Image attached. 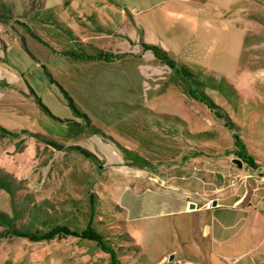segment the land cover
<instances>
[{
  "label": "rangeland",
  "instance_id": "1",
  "mask_svg": "<svg viewBox=\"0 0 264 264\" xmlns=\"http://www.w3.org/2000/svg\"><path fill=\"white\" fill-rule=\"evenodd\" d=\"M262 139L264 0H0V264H153L180 216L150 194L238 179L233 158L264 174ZM56 224L90 225L115 262L95 240L26 236Z\"/></svg>",
  "mask_w": 264,
  "mask_h": 264
},
{
  "label": "crops",
  "instance_id": "2",
  "mask_svg": "<svg viewBox=\"0 0 264 264\" xmlns=\"http://www.w3.org/2000/svg\"><path fill=\"white\" fill-rule=\"evenodd\" d=\"M254 160L264 164V157L254 156ZM243 166L244 163L242 167H233L236 168L233 173L241 172V176H236L238 179L232 178L229 167L220 176L199 175L200 183L194 176L191 184L199 188L205 185L202 191L187 188L176 194L160 188V198L157 197L160 203L150 194L153 197L149 196L153 201L150 207L157 209L154 214L180 216L174 219V237L179 236L172 241L176 248L167 249L153 264H264V174L258 167ZM213 199L217 202L213 207L202 206ZM126 201L132 205L133 197L127 194ZM190 203L193 208H189ZM192 213L201 214L200 218L196 220ZM191 221V234L181 236L184 222ZM171 252L174 259L169 261L166 257Z\"/></svg>",
  "mask_w": 264,
  "mask_h": 264
},
{
  "label": "trees",
  "instance_id": "3",
  "mask_svg": "<svg viewBox=\"0 0 264 264\" xmlns=\"http://www.w3.org/2000/svg\"><path fill=\"white\" fill-rule=\"evenodd\" d=\"M143 46L146 49H150L153 52L155 57L163 60L165 63L169 64L170 66L174 65V59L170 58L167 55L166 51L162 47H160L159 45L144 43ZM181 70H182L183 76H185V78H186V81L189 82L190 78H189L188 73L190 74V72L187 69H181ZM192 79L194 80V82L196 84L200 83L197 79H194V78H192ZM190 95L204 101L211 108L215 109V111L218 115L228 119L226 114L221 113L217 109L218 106L210 98H208L206 95H202L200 97V96L193 94V92ZM233 136H234V140H235V142H234L235 145L239 146V147H237L238 151H236V154L242 160H244V161L248 162L250 165H252L253 164V158L251 155H249L246 152V147L244 146L242 139L235 132L233 133ZM77 148L86 154H90L88 151H86V149H84L82 147L77 146ZM26 236L30 239H33V240H47V239L61 238V237H66V236H75V237H79V238H86V239H90V240H95L100 244V246L105 251L110 252L114 262L116 260L114 250L110 246L105 245V243L103 241L102 234L99 231L92 228L90 225H87L84 228L78 230V229L70 227L67 224H56V225H53L52 227H50L49 229H47L46 231H44L42 233L34 232V233L28 234Z\"/></svg>",
  "mask_w": 264,
  "mask_h": 264
},
{
  "label": "water",
  "instance_id": "4",
  "mask_svg": "<svg viewBox=\"0 0 264 264\" xmlns=\"http://www.w3.org/2000/svg\"><path fill=\"white\" fill-rule=\"evenodd\" d=\"M232 161L235 162V163L237 164L238 167H241V160H240V159H238V158H233ZM216 203H217V202H216V199H213V201H212L213 206H214ZM189 207H190V208L193 207V203H190V204H189ZM167 259H168L169 261H171V260L173 259V254L170 253V254L168 255Z\"/></svg>",
  "mask_w": 264,
  "mask_h": 264
},
{
  "label": "built area",
  "instance_id": "5",
  "mask_svg": "<svg viewBox=\"0 0 264 264\" xmlns=\"http://www.w3.org/2000/svg\"><path fill=\"white\" fill-rule=\"evenodd\" d=\"M205 207H206V208H211V207H213L212 201L210 200V201L206 202Z\"/></svg>",
  "mask_w": 264,
  "mask_h": 264
}]
</instances>
